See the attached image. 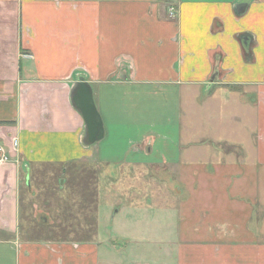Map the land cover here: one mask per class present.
<instances>
[{
    "label": "crops",
    "instance_id": "1",
    "mask_svg": "<svg viewBox=\"0 0 264 264\" xmlns=\"http://www.w3.org/2000/svg\"><path fill=\"white\" fill-rule=\"evenodd\" d=\"M81 81L105 131L93 145ZM0 146V264L114 261L13 238L32 173L75 163L178 172L198 238L177 264H264V0H0Z\"/></svg>",
    "mask_w": 264,
    "mask_h": 264
},
{
    "label": "rangeland",
    "instance_id": "2",
    "mask_svg": "<svg viewBox=\"0 0 264 264\" xmlns=\"http://www.w3.org/2000/svg\"><path fill=\"white\" fill-rule=\"evenodd\" d=\"M103 170L80 163L35 170L32 186L21 191L13 238L51 245L97 243L111 250L114 260L104 256L100 264H177L178 246L198 238L180 219L191 202H184L187 191L176 184L179 173L167 178L157 168L118 165L107 177ZM197 208L208 212L210 204ZM192 213L190 221L200 223L198 210Z\"/></svg>",
    "mask_w": 264,
    "mask_h": 264
},
{
    "label": "water",
    "instance_id": "3",
    "mask_svg": "<svg viewBox=\"0 0 264 264\" xmlns=\"http://www.w3.org/2000/svg\"><path fill=\"white\" fill-rule=\"evenodd\" d=\"M72 103L84 120L86 143L93 145L103 140L105 136L103 122L94 102L92 88L84 81L77 84Z\"/></svg>",
    "mask_w": 264,
    "mask_h": 264
},
{
    "label": "built area",
    "instance_id": "4",
    "mask_svg": "<svg viewBox=\"0 0 264 264\" xmlns=\"http://www.w3.org/2000/svg\"><path fill=\"white\" fill-rule=\"evenodd\" d=\"M9 161V156L4 147L0 146V164L7 163Z\"/></svg>",
    "mask_w": 264,
    "mask_h": 264
}]
</instances>
